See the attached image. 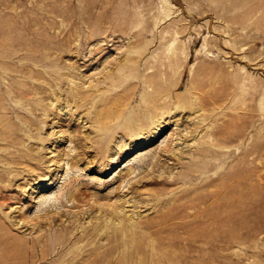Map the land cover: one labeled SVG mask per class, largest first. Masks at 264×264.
I'll use <instances>...</instances> for the list:
<instances>
[{
    "label": "rangeland",
    "instance_id": "374dc122",
    "mask_svg": "<svg viewBox=\"0 0 264 264\" xmlns=\"http://www.w3.org/2000/svg\"><path fill=\"white\" fill-rule=\"evenodd\" d=\"M245 3L0 0V264H264V0Z\"/></svg>",
    "mask_w": 264,
    "mask_h": 264
},
{
    "label": "bare ground",
    "instance_id": "6f19581e",
    "mask_svg": "<svg viewBox=\"0 0 264 264\" xmlns=\"http://www.w3.org/2000/svg\"><path fill=\"white\" fill-rule=\"evenodd\" d=\"M246 1V0H245ZM234 3H235V6H233L232 7V9L233 8H238V7H244V6H246V3L245 4H243L244 3V0H234ZM203 5V4H202ZM204 7H206V8H208V9H211V10H215L214 8H211V7H208V6H204ZM227 9H228V7H227ZM237 13H239V12H237ZM131 36H133L134 37V40H136V38H137V36H139V34L136 32V33H133V35H131ZM41 40V39H40ZM262 41H264V38L262 39ZM40 42V41H39ZM28 43V42H27ZM29 44V43H28ZM10 46V45H9ZM31 48V47H30ZM138 50H131V53L128 55V56H126V59H125V61H136V54H138ZM10 55V54H9ZM116 67H117V69L118 70H121L123 67H125V66H127V67H129V68H131V69H134V66H133V64L132 65H128L127 63H118V62H116ZM109 77L113 80H116V81H118V76H117V73H115V72H113V73H111V75H109ZM36 86V85H35ZM33 87V86H32ZM40 87V86H39ZM0 89H2V88H0ZM25 91L24 92H30L31 90H29L28 89V86H26L25 87ZM13 91H15L13 88H11L10 89V92H13ZM149 93V92H148ZM147 93V94H148ZM90 95L91 94H84L83 92H79V91H76V90H73V89H71L70 90V93L67 95L69 98H71V99H74V101H78L79 99H83V101L84 100H86V99H88L89 97H90ZM101 98H103V97H101ZM164 104H166V105H169V107L171 108V103H164ZM77 106H78V104H76ZM156 106L155 105H153V106H148L147 107V109H146V114H147V116L148 115H151L152 113H153V111L152 110H154V108H155ZM169 108V109H170ZM13 110V109H12ZM14 112L13 113H15V114H17V112H18V110L17 109H14L13 110ZM129 116H131V114L129 115ZM97 120H99V119H97ZM96 120V118L94 119V121H97ZM140 120V118H138V120L137 121H139ZM127 121H128V123H134V124H136L137 122L136 121H133V119H130V118H128L127 119ZM153 121V120H152ZM139 123V122H138ZM140 124V123H139ZM103 127V126H102ZM100 127H98V129H99ZM139 129V126H136V125H133V126H131V127H129L127 130H128V132L130 133V134H134L135 132H136V130H138ZM157 161L155 160V163H156ZM103 203H99L98 204V209L100 208V207H103ZM106 205V207H109V208H111V215L113 216V219H116V218H119L118 217V214H119V210H117V204L116 203H114V204H109V203H106L105 204ZM93 226V225H92ZM96 229V228H95ZM99 229V228H98ZM113 229V228H112ZM97 230V229H96ZM92 232V231H91ZM95 233V232H94ZM111 233V232H110ZM89 234V232H85V233H83V235L82 236H87ZM99 234V233H98ZM79 236H81V234L79 235Z\"/></svg>",
    "mask_w": 264,
    "mask_h": 264
}]
</instances>
